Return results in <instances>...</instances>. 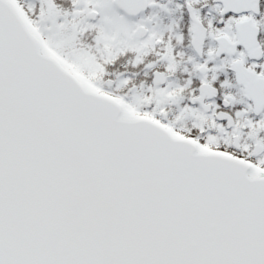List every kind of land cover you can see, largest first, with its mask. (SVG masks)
<instances>
[{
    "label": "snow or ice",
    "instance_id": "1",
    "mask_svg": "<svg viewBox=\"0 0 264 264\" xmlns=\"http://www.w3.org/2000/svg\"><path fill=\"white\" fill-rule=\"evenodd\" d=\"M0 264H264V0H0Z\"/></svg>",
    "mask_w": 264,
    "mask_h": 264
}]
</instances>
